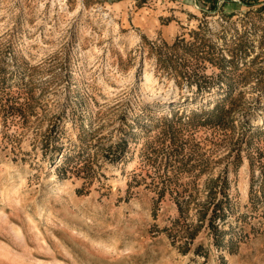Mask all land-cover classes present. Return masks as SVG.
I'll return each mask as SVG.
<instances>
[{
  "label": "rangeland",
  "instance_id": "rangeland-1",
  "mask_svg": "<svg viewBox=\"0 0 264 264\" xmlns=\"http://www.w3.org/2000/svg\"><path fill=\"white\" fill-rule=\"evenodd\" d=\"M0 264H264V0H0Z\"/></svg>",
  "mask_w": 264,
  "mask_h": 264
},
{
  "label": "trees",
  "instance_id": "trees-1",
  "mask_svg": "<svg viewBox=\"0 0 264 264\" xmlns=\"http://www.w3.org/2000/svg\"><path fill=\"white\" fill-rule=\"evenodd\" d=\"M192 81L193 80H190V82H192ZM196 85L198 86V88L200 90H202L204 84H202L201 82H196ZM222 105H223V103L222 102H219V103L215 104L209 110H206L205 113H216V112H218V111H220L222 109Z\"/></svg>",
  "mask_w": 264,
  "mask_h": 264
},
{
  "label": "bare ground",
  "instance_id": "bare-ground-1",
  "mask_svg": "<svg viewBox=\"0 0 264 264\" xmlns=\"http://www.w3.org/2000/svg\"><path fill=\"white\" fill-rule=\"evenodd\" d=\"M173 100H177V99H174V98H173ZM24 237H25V236H24ZM19 238H20V237H19ZM20 239H21V238H20Z\"/></svg>",
  "mask_w": 264,
  "mask_h": 264
}]
</instances>
